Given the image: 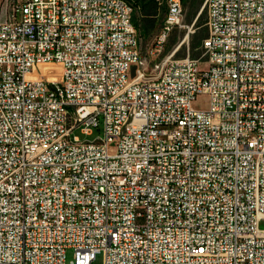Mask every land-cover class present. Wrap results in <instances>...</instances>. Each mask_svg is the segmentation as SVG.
Here are the masks:
<instances>
[{"label": "built area", "instance_id": "obj_1", "mask_svg": "<svg viewBox=\"0 0 264 264\" xmlns=\"http://www.w3.org/2000/svg\"><path fill=\"white\" fill-rule=\"evenodd\" d=\"M166 3L143 49L128 0H0V264H264V0H205L202 61Z\"/></svg>", "mask_w": 264, "mask_h": 264}, {"label": "rangeland", "instance_id": "obj_2", "mask_svg": "<svg viewBox=\"0 0 264 264\" xmlns=\"http://www.w3.org/2000/svg\"><path fill=\"white\" fill-rule=\"evenodd\" d=\"M12 1L13 0H5L6 4H10ZM129 1L133 6V20L135 24V22L139 19V16L142 14L140 10V1ZM182 2L185 8V27H177L169 35L166 42L165 53L168 54L175 51V58H183L189 56L191 58L199 59L202 61L206 58L204 49L202 47V42L208 34V28L205 25V21L207 18V10L203 8L205 0H182ZM200 11L204 12L201 24L197 20V16ZM166 12L167 3L165 2V0H158L156 11L153 13L151 18H145L146 21L145 23H143L141 30L135 25L137 33L141 39L143 49L147 48V46L154 41L161 28ZM201 66H205V64H201ZM49 67H53L50 68V70H54L53 72L57 71V67H59L60 71L62 70L61 66L57 63H52L50 65L43 66V69L46 70ZM208 105L209 101L206 92H203L202 94L198 95L196 100L194 101V106L197 109H206ZM75 134L78 135L81 139H94L96 137L102 136L103 131L95 129L94 134L87 136L84 135L80 130H76ZM73 254V249L67 250L68 261L72 259ZM102 260L103 253H97L96 263H101Z\"/></svg>", "mask_w": 264, "mask_h": 264}, {"label": "trees", "instance_id": "obj_3", "mask_svg": "<svg viewBox=\"0 0 264 264\" xmlns=\"http://www.w3.org/2000/svg\"><path fill=\"white\" fill-rule=\"evenodd\" d=\"M129 1V0H128ZM140 1V10L142 14L139 16V19L135 22V25L137 28L141 30L143 23H145V18H151L153 13L157 9L158 0H139ZM167 0H165L166 2ZM130 2V1H129ZM203 14L204 12H201V14L198 16V21L201 24L203 20ZM198 24V25H200ZM147 27V26H146Z\"/></svg>", "mask_w": 264, "mask_h": 264}, {"label": "bare ground", "instance_id": "obj_4", "mask_svg": "<svg viewBox=\"0 0 264 264\" xmlns=\"http://www.w3.org/2000/svg\"><path fill=\"white\" fill-rule=\"evenodd\" d=\"M50 64H52V63H50ZM50 64L41 65V69L44 72H53L54 70H50V68H53V67H49L46 70L43 69V66L50 65ZM58 71H60L59 67H57L56 72H58ZM218 133H229V126H218Z\"/></svg>", "mask_w": 264, "mask_h": 264}, {"label": "water", "instance_id": "obj_5", "mask_svg": "<svg viewBox=\"0 0 264 264\" xmlns=\"http://www.w3.org/2000/svg\"><path fill=\"white\" fill-rule=\"evenodd\" d=\"M201 12H202V11H200V13L198 14V16L201 14ZM198 16H197V18H198Z\"/></svg>", "mask_w": 264, "mask_h": 264}]
</instances>
